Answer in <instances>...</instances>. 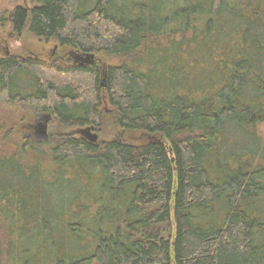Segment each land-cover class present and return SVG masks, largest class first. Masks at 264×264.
<instances>
[{"label":"trees","instance_id":"1","mask_svg":"<svg viewBox=\"0 0 264 264\" xmlns=\"http://www.w3.org/2000/svg\"><path fill=\"white\" fill-rule=\"evenodd\" d=\"M12 23L122 61L0 57V102L52 116L42 141L0 122V264H264V0H33Z\"/></svg>","mask_w":264,"mask_h":264},{"label":"rangeland","instance_id":"2","mask_svg":"<svg viewBox=\"0 0 264 264\" xmlns=\"http://www.w3.org/2000/svg\"><path fill=\"white\" fill-rule=\"evenodd\" d=\"M32 5L33 0H0V55H4L7 51H10L11 53H18L22 55H34L47 61L52 60L58 61L62 64L66 63L68 52L71 50L70 47L60 46L56 55L50 59L52 56L51 51L54 48L56 42L38 39L34 37L27 29L24 30L22 35L18 36L13 32L11 25L8 24L6 20H1L3 17L8 16L10 10H12V8L15 6L31 7ZM95 59H97L96 63L100 66L117 64L122 61L119 57L105 58L103 55H97V58L95 57L94 60ZM40 115L41 114L36 112L32 105L14 106L0 102V122H3V124L8 126H14L17 131L30 133L32 138L36 141L45 140L44 136L38 135V130L32 126L33 124H36L38 121L37 119L42 118L39 117ZM42 122L45 123L43 120ZM49 123L50 121L48 122V128L51 126V123ZM139 134V132H135L134 135L139 136ZM257 134L259 136V145L262 149L264 146V125L259 126ZM113 136H117V133L113 134ZM63 193L60 195V191L55 190L53 192L55 198H58L57 203H65V201L62 200Z\"/></svg>","mask_w":264,"mask_h":264},{"label":"flooded vegetation","instance_id":"3","mask_svg":"<svg viewBox=\"0 0 264 264\" xmlns=\"http://www.w3.org/2000/svg\"><path fill=\"white\" fill-rule=\"evenodd\" d=\"M17 6H15V7H13L12 8V10H10V12L8 13V16H6V17H3L1 20H6L7 21V23L8 24H10L11 25V27H12V30H13V32L16 34V35H18V36H20V35H22V33L24 32V30H28V28H25L23 31H21V32H16L15 31V29H14V26H13V23H12V15H13V11H14V9L16 8ZM23 7H26V8H30V7H27V6H23ZM29 31V30H28ZM61 45L60 44H58V43H55V46H54V48L52 49V51H51V53H52V56L50 57V59H52L55 55H56V53H57V50H58V48L60 47ZM64 47V46H63ZM11 55H16V56H22V57H28V56H30V57H33V58H38V59H40L39 57H36V56H34V55H22V54H18V53H11L10 51H7L4 55H0V57H9V56H11ZM84 57H85V55L84 54H82V53H79V52H76V51H74L73 49H71L69 52H68V57L66 58V60H67V62L66 63H63V64H68V63H71V64H73V65H78V66H81V67H85V66H87V65H92V64H94V63H96V60L97 59H95L93 62H91V63H89V62H87V61H85V59H84ZM40 60H43V59H40ZM44 61H47V60H44ZM50 61H52V60H50ZM50 61H48V62H50ZM60 63V62H59ZM45 113V114H44ZM41 115L39 116V117H42L40 120L39 119H37L38 121L36 122V124H31L32 126H34V128L35 129H37L38 130V135H41V133H40V126L42 125V120L43 121H46L47 120V118H48V116L49 115H51L50 113H47V112H43V113H40ZM44 114V115H43ZM38 118V117H37ZM52 119V116H51V118L49 119V121ZM48 121V122H49Z\"/></svg>","mask_w":264,"mask_h":264},{"label":"water","instance_id":"4","mask_svg":"<svg viewBox=\"0 0 264 264\" xmlns=\"http://www.w3.org/2000/svg\"><path fill=\"white\" fill-rule=\"evenodd\" d=\"M94 58H95V55L94 54H87L85 55L84 59L85 61L91 63L94 61ZM102 86H106L105 83H102ZM51 118V115L48 116L47 120L45 121V123H43L41 126H40V133L42 136H44L45 139L48 138V132H47V129H48V121L49 119ZM81 133L87 138L89 139L91 142H96L97 139H98V134L96 132H93L92 128H86V129H83L81 130Z\"/></svg>","mask_w":264,"mask_h":264}]
</instances>
